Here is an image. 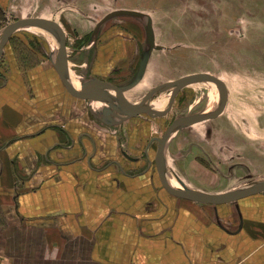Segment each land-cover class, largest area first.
<instances>
[{
    "label": "crops",
    "instance_id": "0c3cea01",
    "mask_svg": "<svg viewBox=\"0 0 264 264\" xmlns=\"http://www.w3.org/2000/svg\"><path fill=\"white\" fill-rule=\"evenodd\" d=\"M54 48L9 39L0 58V264H264V191L223 204L171 194L148 133L158 117L104 123V90L67 88ZM132 48L111 35L79 48L64 39L67 79L127 84ZM141 81L112 94L114 120L149 92Z\"/></svg>",
    "mask_w": 264,
    "mask_h": 264
},
{
    "label": "rangeland",
    "instance_id": "374dc122",
    "mask_svg": "<svg viewBox=\"0 0 264 264\" xmlns=\"http://www.w3.org/2000/svg\"><path fill=\"white\" fill-rule=\"evenodd\" d=\"M118 9L136 10L142 16L108 20L96 45L110 35L130 40L133 48L123 63L126 75L136 73L148 48L147 18L156 45L162 47L151 52L141 94L198 73L215 77L224 94L220 115L188 125L169 139L170 180L169 170L187 188L218 193L264 179V0H0V33L14 21L38 18L54 24L71 48H79L90 43L96 23ZM36 38L52 40L30 27L18 29L10 40ZM141 89L137 86L135 91ZM169 94L157 93L152 107L162 104L163 110ZM216 106L209 83L188 84L164 116L152 119L148 133L158 138L178 117Z\"/></svg>",
    "mask_w": 264,
    "mask_h": 264
},
{
    "label": "water",
    "instance_id": "95a60500",
    "mask_svg": "<svg viewBox=\"0 0 264 264\" xmlns=\"http://www.w3.org/2000/svg\"><path fill=\"white\" fill-rule=\"evenodd\" d=\"M134 17L138 18L142 16V13L136 10H128V9H118L114 10L108 14H106L100 21H98L93 29L92 32V42L95 43L97 40V34L101 28V26L106 23L108 20H111L115 17ZM25 27H33L39 30H42L49 34L54 43L55 48L54 51L51 53L50 60L57 71L60 80L62 83L72 90L76 89H85V88H92V87H100L104 90V96L101 99L103 104L102 108V115L98 117L104 123L108 125H115L120 124L123 122L131 113L141 110L145 114L151 117H162L164 116L172 107L174 100L177 94L180 92L188 84L194 82H207L211 85L212 89L216 91L217 95V106L210 111H201L194 114L178 117L175 119L165 130L161 138L156 139L157 141V150L155 155V167L159 177L161 184L164 188L169 191L171 194L181 197L184 199L192 200L195 202L200 203H207V204H223L228 202H235L239 199L244 197L260 193L264 191V179L259 181H252L241 185L239 188L226 193H207L204 191H199L191 188L185 187L184 183L180 181L171 170H169L170 175L172 176L173 180L178 183L179 187L174 186L171 183L170 178L167 176V170L164 160V147L166 142L170 139V137L180 129L192 125L204 120H209L216 118L220 115L225 107V98L222 91V88L215 77L206 73H198V74H191L184 77H181L172 82H166L160 85L155 86L152 88L143 98L140 100L131 102L123 106L121 110V116L117 120H114L111 117L110 108L112 103V94L114 92H124L133 87H135L143 78L146 66L150 57V53L153 50H162V47L157 46L155 43L154 32L152 28V21L150 18H147L146 25H145V32H146V44L147 50L143 53L140 61L138 69L132 78L127 84L122 86H113L110 83L101 81L96 78H92L85 82L79 84L78 88L75 87L72 83H70L67 79L66 72H65V63H64V39L59 31V29L52 23L38 19V18H25L14 21L8 24L5 28L2 29L0 33V58L4 54V47L7 41L10 39L11 35L16 32L18 29L25 28ZM169 90V99L165 106V108L161 111H155L152 109V99L154 96L163 91ZM142 107V109H140ZM95 115V114H94ZM96 116V115H95ZM108 121V122H107Z\"/></svg>",
    "mask_w": 264,
    "mask_h": 264
},
{
    "label": "bare ground",
    "instance_id": "6f19581e",
    "mask_svg": "<svg viewBox=\"0 0 264 264\" xmlns=\"http://www.w3.org/2000/svg\"><path fill=\"white\" fill-rule=\"evenodd\" d=\"M36 29V28H35ZM132 80V79H131ZM142 80V79H141ZM72 84L75 86V87H77L78 88V86H79V84L77 83V82H72ZM213 92H214V96H215V98L217 99V95H216V91H214L213 90ZM162 104H160V105H155L156 107H152V104H151V107H152V109L153 110H155V111H157V110H161L162 108H160V107H162L161 106ZM213 107V106H212ZM210 108V107H209ZM140 109H142V107H140ZM159 112V111H158ZM171 138V137H170ZM169 141V140H168ZM167 141V142H168ZM167 142H166V144H167ZM166 146V145H165ZM164 152H165V147H164ZM171 183L174 185V186H176V187H179V185H178V183H176L174 180H171Z\"/></svg>",
    "mask_w": 264,
    "mask_h": 264
},
{
    "label": "flooded vegetation",
    "instance_id": "af4514ba",
    "mask_svg": "<svg viewBox=\"0 0 264 264\" xmlns=\"http://www.w3.org/2000/svg\"><path fill=\"white\" fill-rule=\"evenodd\" d=\"M97 41V40H96ZM96 41H95V43H96ZM176 99V98H175ZM175 101V100H174ZM157 111H159V112H161L162 111V109L161 110H157ZM194 114V113H193ZM167 129V128H166ZM165 129V130H166ZM165 132V131H164ZM163 135V134H162ZM161 135V136H162ZM161 136L160 137H158V138H161ZM156 136H154V138H153V140H152V142H154V143H156V147H157V141H156V139H158Z\"/></svg>",
    "mask_w": 264,
    "mask_h": 264
}]
</instances>
